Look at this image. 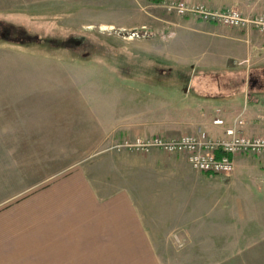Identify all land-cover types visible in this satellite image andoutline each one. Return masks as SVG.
<instances>
[{
	"label": "rangeland",
	"instance_id": "obj_1",
	"mask_svg": "<svg viewBox=\"0 0 264 264\" xmlns=\"http://www.w3.org/2000/svg\"><path fill=\"white\" fill-rule=\"evenodd\" d=\"M126 4L0 0V209L82 170L101 196L132 195L163 264L246 260L255 249L245 244L264 237L248 183L234 189V173L208 176L181 154L115 149L195 133L199 123L182 103L186 70L176 71L191 59L174 55L172 35L158 40ZM134 31L147 35L129 38Z\"/></svg>",
	"mask_w": 264,
	"mask_h": 264
},
{
	"label": "crops",
	"instance_id": "obj_2",
	"mask_svg": "<svg viewBox=\"0 0 264 264\" xmlns=\"http://www.w3.org/2000/svg\"><path fill=\"white\" fill-rule=\"evenodd\" d=\"M169 1L175 0H131L126 6L135 7L140 25L152 24L149 29L158 40L172 35L174 55L191 59L176 71L186 70L187 78L179 74L183 82L177 84L187 93L186 109L198 115L196 132L218 139L239 118L246 135L264 136V63L257 62H264V35L170 15L163 10ZM184 1L238 8L249 17L264 12V0ZM217 118L224 125H215ZM234 162V189L248 183L250 213L264 217V155H240ZM263 239L245 244L255 250L235 264H264ZM156 248V236L132 195L119 190L101 196L82 170L55 177L0 209V264H163Z\"/></svg>",
	"mask_w": 264,
	"mask_h": 264
},
{
	"label": "built area",
	"instance_id": "obj_3",
	"mask_svg": "<svg viewBox=\"0 0 264 264\" xmlns=\"http://www.w3.org/2000/svg\"><path fill=\"white\" fill-rule=\"evenodd\" d=\"M168 12L180 16H194L202 21L216 23L233 28H249L264 34V12L254 17L245 16L240 10L228 8L215 10L202 3L183 0L169 1L163 4ZM147 35L140 31L129 32L128 37L139 38ZM215 125H224L217 118ZM244 120L235 119L224 130L221 138L215 139L206 132L187 134L178 138L155 136L150 139L124 140L115 147L148 154L160 150L168 154H184L192 168L200 172L230 175L235 170L234 158L238 155H264V136H249L244 133Z\"/></svg>",
	"mask_w": 264,
	"mask_h": 264
},
{
	"label": "trees",
	"instance_id": "obj_4",
	"mask_svg": "<svg viewBox=\"0 0 264 264\" xmlns=\"http://www.w3.org/2000/svg\"><path fill=\"white\" fill-rule=\"evenodd\" d=\"M70 40H71V39H70ZM207 175H208V176H212V174H210V173H208Z\"/></svg>",
	"mask_w": 264,
	"mask_h": 264
}]
</instances>
